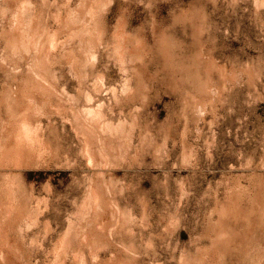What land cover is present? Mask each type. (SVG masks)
Returning <instances> with one entry per match:
<instances>
[{"label": "rangeland", "instance_id": "374dc122", "mask_svg": "<svg viewBox=\"0 0 264 264\" xmlns=\"http://www.w3.org/2000/svg\"><path fill=\"white\" fill-rule=\"evenodd\" d=\"M0 264H264V0H0Z\"/></svg>", "mask_w": 264, "mask_h": 264}]
</instances>
